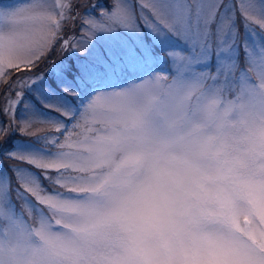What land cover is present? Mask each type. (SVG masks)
<instances>
[{
    "label": "snow or ice",
    "instance_id": "6c2138e0",
    "mask_svg": "<svg viewBox=\"0 0 264 264\" xmlns=\"http://www.w3.org/2000/svg\"><path fill=\"white\" fill-rule=\"evenodd\" d=\"M0 264H264V0L0 4Z\"/></svg>",
    "mask_w": 264,
    "mask_h": 264
},
{
    "label": "rangeland",
    "instance_id": "374dc122",
    "mask_svg": "<svg viewBox=\"0 0 264 264\" xmlns=\"http://www.w3.org/2000/svg\"><path fill=\"white\" fill-rule=\"evenodd\" d=\"M79 2L83 5V4H91L94 2V0H79ZM25 3V0H0V4H4L7 6H14V5H20ZM101 4L105 7L108 6V0H101ZM79 12L83 13L84 9L83 7H81L79 10ZM88 12H94L93 9L89 8L87 9ZM79 22H77L75 25H73L70 28V39L72 37H75L77 40L81 39V35L79 32ZM243 31V29H242ZM121 39H129V42L131 43V39L129 37H120ZM116 37H105V36H101L100 37V43L104 44L106 42H110V41H114L116 40ZM180 46V45H177ZM141 47H143V45H141ZM155 54L157 56V59L155 61L150 62L148 65L143 66L129 74H123L120 75L116 78L110 79V80H105L102 79L98 82L97 87H101V88H111V87H121V86H125V84L130 80V79H134V78H139L145 75V73L149 72L150 70H152L153 68L157 69V70H166L165 69V64L162 61V58H159V53H160V48H155ZM80 56V53H60L59 51H53V53L49 54V58L48 60H46L43 64L40 65L38 71H45L47 73L46 78L49 79V83L53 84L55 86V77L52 73H48L47 69L49 68V60H55L57 63H60L61 61H63L65 64L69 65L72 67L73 72L76 71L77 66H78V59L77 57ZM161 75H164V73H160ZM68 79L71 80L73 79V73H68ZM83 99V97H82ZM98 103L103 104V100L98 101ZM45 115H53L55 116L56 114H50L47 111H45L44 113ZM47 129L41 125L37 131L42 133L44 131H46ZM40 147V142L36 139V138H32V137H27V136H21L19 132H13L11 134V136L8 138L6 144L4 145V150L5 151H12V150H24V151H29V150H33V149H38ZM9 163H11L10 161H3V165L7 166ZM25 168L29 167V166H24ZM34 171V170H33Z\"/></svg>",
    "mask_w": 264,
    "mask_h": 264
}]
</instances>
